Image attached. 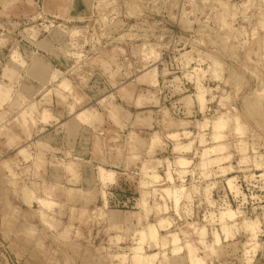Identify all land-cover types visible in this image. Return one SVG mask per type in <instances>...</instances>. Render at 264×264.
Masks as SVG:
<instances>
[{"label": "rangeland", "instance_id": "374dc122", "mask_svg": "<svg viewBox=\"0 0 264 264\" xmlns=\"http://www.w3.org/2000/svg\"><path fill=\"white\" fill-rule=\"evenodd\" d=\"M0 264H264V0H0Z\"/></svg>", "mask_w": 264, "mask_h": 264}]
</instances>
